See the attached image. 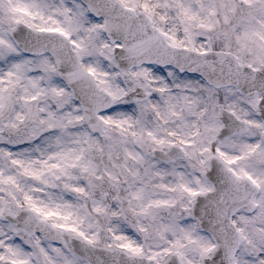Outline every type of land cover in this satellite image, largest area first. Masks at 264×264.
<instances>
[{
    "label": "snow or ice",
    "instance_id": "snow-or-ice-1",
    "mask_svg": "<svg viewBox=\"0 0 264 264\" xmlns=\"http://www.w3.org/2000/svg\"><path fill=\"white\" fill-rule=\"evenodd\" d=\"M0 264H264V0H0Z\"/></svg>",
    "mask_w": 264,
    "mask_h": 264
}]
</instances>
